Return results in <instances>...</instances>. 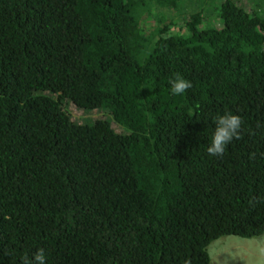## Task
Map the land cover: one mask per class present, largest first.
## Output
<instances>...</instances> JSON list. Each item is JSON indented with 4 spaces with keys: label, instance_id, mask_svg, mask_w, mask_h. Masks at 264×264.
<instances>
[{
    "label": "trees",
    "instance_id": "1",
    "mask_svg": "<svg viewBox=\"0 0 264 264\" xmlns=\"http://www.w3.org/2000/svg\"><path fill=\"white\" fill-rule=\"evenodd\" d=\"M240 1L0 0V264L41 247L47 264H211L214 241L264 234V5ZM155 2L188 7L147 33ZM72 104L112 119L75 123ZM225 111L241 138L212 157Z\"/></svg>",
    "mask_w": 264,
    "mask_h": 264
},
{
    "label": "rangeland",
    "instance_id": "2",
    "mask_svg": "<svg viewBox=\"0 0 264 264\" xmlns=\"http://www.w3.org/2000/svg\"><path fill=\"white\" fill-rule=\"evenodd\" d=\"M207 1L203 0L201 6H204ZM243 2H246L249 8L255 7L257 2L264 5V0H241L239 4L243 5ZM187 7V2L179 3L176 7L155 2L147 7V11L141 13L140 24L147 33H150L166 26L174 18L181 20V15ZM206 16V21L212 20L209 11ZM67 110L71 113L72 121L81 125H94L97 123L96 119H112L105 111H84L73 104ZM209 252L211 264H264V234L253 238L225 236L211 243Z\"/></svg>",
    "mask_w": 264,
    "mask_h": 264
},
{
    "label": "clouds",
    "instance_id": "3",
    "mask_svg": "<svg viewBox=\"0 0 264 264\" xmlns=\"http://www.w3.org/2000/svg\"><path fill=\"white\" fill-rule=\"evenodd\" d=\"M168 86L171 95L182 96L192 87V83L182 74L176 73L168 80ZM212 122L214 130L210 136L206 152L209 156L221 157L233 140L241 138L244 122L239 114H234L230 111L215 115L212 118ZM21 264H47L45 249L41 247L31 256H23Z\"/></svg>",
    "mask_w": 264,
    "mask_h": 264
}]
</instances>
